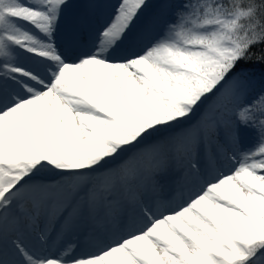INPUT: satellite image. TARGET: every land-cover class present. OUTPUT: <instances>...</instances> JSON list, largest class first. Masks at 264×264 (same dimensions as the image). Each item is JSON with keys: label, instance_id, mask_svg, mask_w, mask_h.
Returning a JSON list of instances; mask_svg holds the SVG:
<instances>
[{"label": "snow or ice", "instance_id": "1", "mask_svg": "<svg viewBox=\"0 0 264 264\" xmlns=\"http://www.w3.org/2000/svg\"><path fill=\"white\" fill-rule=\"evenodd\" d=\"M93 7L0 0V264H264V0Z\"/></svg>", "mask_w": 264, "mask_h": 264}, {"label": "rangeland", "instance_id": "2", "mask_svg": "<svg viewBox=\"0 0 264 264\" xmlns=\"http://www.w3.org/2000/svg\"><path fill=\"white\" fill-rule=\"evenodd\" d=\"M159 0H149L150 5H154L155 2ZM70 3L77 5H95V7L87 9V11L91 14L96 26L99 19H104V23L110 18V14L112 13V6L118 3V0H70ZM71 11V10H70ZM148 11V10H146ZM105 17V18H104ZM122 50H118L114 53V56L122 55ZM254 139V135H253ZM42 175L47 176L52 179H58L60 173L53 170H47L42 173ZM198 184L195 181L181 180L177 184H173L169 187H166L161 194V200L166 205L175 206L179 203H182L184 200L188 198V196L197 189ZM123 233L120 231L109 233L108 236L103 237H94V236H80L74 237V241L79 245L77 247V253H92L98 250L100 246L103 244H107L112 242L115 239H118ZM52 252H56V247L52 246Z\"/></svg>", "mask_w": 264, "mask_h": 264}, {"label": "trees", "instance_id": "3", "mask_svg": "<svg viewBox=\"0 0 264 264\" xmlns=\"http://www.w3.org/2000/svg\"><path fill=\"white\" fill-rule=\"evenodd\" d=\"M149 4H151V3H149ZM254 79L256 81L255 87L257 89H259V87H260V84H259V81H260V70H259V66H257L256 75H255V78Z\"/></svg>", "mask_w": 264, "mask_h": 264}, {"label": "bare ground", "instance_id": "4", "mask_svg": "<svg viewBox=\"0 0 264 264\" xmlns=\"http://www.w3.org/2000/svg\"><path fill=\"white\" fill-rule=\"evenodd\" d=\"M104 18H105V17H104ZM103 21H104V19H102V20L99 19L98 22H97V24H98L99 26H100V25H103V24H104ZM115 232H116V231H115ZM108 234H109V233H108ZM108 234L106 235V237L108 236ZM102 237H103V236H102Z\"/></svg>", "mask_w": 264, "mask_h": 264}]
</instances>
